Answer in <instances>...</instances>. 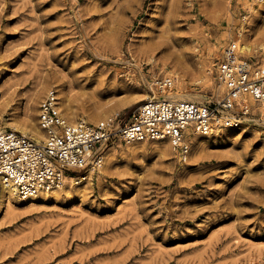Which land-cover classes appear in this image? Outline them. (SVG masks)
I'll return each instance as SVG.
<instances>
[{
  "label": "rangeland",
  "instance_id": "374dc122",
  "mask_svg": "<svg viewBox=\"0 0 264 264\" xmlns=\"http://www.w3.org/2000/svg\"><path fill=\"white\" fill-rule=\"evenodd\" d=\"M242 25V55L263 64L264 0H0V116L35 121L54 88L67 118L125 119L171 72L172 87L214 101L217 64ZM260 104L186 157L114 139L82 183L13 199L0 264H264Z\"/></svg>",
  "mask_w": 264,
  "mask_h": 264
},
{
  "label": "built area",
  "instance_id": "2783aa9c",
  "mask_svg": "<svg viewBox=\"0 0 264 264\" xmlns=\"http://www.w3.org/2000/svg\"><path fill=\"white\" fill-rule=\"evenodd\" d=\"M216 74L222 94L214 101L149 97L125 118L118 113L97 121L67 120L57 90L50 89L39 104L38 124L46 132L37 140L13 128H0V185L11 183L20 196L58 186L61 172L83 173L98 166L105 148L124 142L168 140L183 157L193 134L209 135L219 128L238 127L250 112L251 100L264 103V63L253 64L236 39L223 49ZM158 88H170L163 78Z\"/></svg>",
  "mask_w": 264,
  "mask_h": 264
},
{
  "label": "bare ground",
  "instance_id": "6f19581e",
  "mask_svg": "<svg viewBox=\"0 0 264 264\" xmlns=\"http://www.w3.org/2000/svg\"><path fill=\"white\" fill-rule=\"evenodd\" d=\"M246 17L247 16H244V19ZM239 29H240V31L235 32V34L233 33L232 37H234L235 39H237L240 42V51H241V53H245V54L249 53V46L245 42V38H243V39L241 38V36L244 34V30H246L245 26L242 25ZM223 39H224V37H223ZM171 74L173 76L172 79H175L178 82V80H179V78L181 76H179V74L177 72H171ZM166 78H169V77H166ZM170 78H171V76H170ZM155 82L159 83L160 81L159 80H155ZM155 89H156V91L152 92V94H144V96L139 98L138 101L139 100L143 101L145 98H149V97H161V98H170V99H187V100H192V101H196V102L207 101L206 100L207 96H205L203 94H199V92L195 93L194 91H191V92L184 91L185 90V85L177 84L176 86H174V87L171 86L170 88H158L157 87ZM251 103H253L255 105V104H257V101L252 99ZM260 105L264 106V103H261ZM61 113H62V115L65 116V114L63 112H61ZM67 115L69 116V118H67V120H69V121H75V120H78V119L96 120L98 118L103 117L102 114H94V115L89 114V116L87 118L84 116L85 114L84 115H78L77 113H72L71 115H69V114H67ZM7 126L13 128V129H16L18 131H21L24 134H28L31 137H33V138H35V139H37L39 141L44 139L45 136H46V132L38 124V116H37V119L35 121H32V122L24 121L23 124H21V125H18L16 123H12L11 121H9V118H4V117L0 116V127L1 128H5ZM221 130L232 131L234 129L231 128V127L219 128V129H217L215 131V133L219 134V133H221L220 132ZM210 134H213V132L210 133ZM202 136L203 135L193 134L188 139V142L191 143L192 146H194L195 144H199L200 143L199 139L202 138ZM143 142H146V141H143ZM128 143H133V142H128ZM151 143H159V144H161V146H160L161 148H159L161 151L169 150V146L171 148V145L169 144L168 140L151 141ZM113 144L114 143L111 142L105 148L103 153L101 154V157H100L101 159H100V162H99V164L97 166L98 169L102 166V160L105 159L107 153L109 152L111 147H113ZM97 168L96 167H91L87 171H85V172H83L81 174H78V175L67 174V173L62 171L61 172L60 183H59L58 186L54 187L53 189L47 190V191H45V190L39 191L38 193L40 195L46 196V195H50L51 193H53L57 188L66 187L69 183L78 185V184L82 183L83 181H85L87 179V177L93 171H95ZM38 193H36L33 196L22 197V196L19 195L16 186H14L13 184H11V183H1V185H0V215L3 213L4 207L5 206H9L12 203L13 199H16L18 201L30 202V201H34L35 200V197H37Z\"/></svg>",
  "mask_w": 264,
  "mask_h": 264
}]
</instances>
